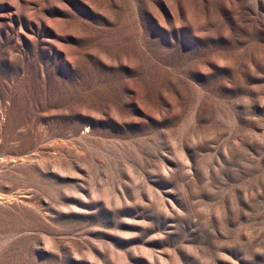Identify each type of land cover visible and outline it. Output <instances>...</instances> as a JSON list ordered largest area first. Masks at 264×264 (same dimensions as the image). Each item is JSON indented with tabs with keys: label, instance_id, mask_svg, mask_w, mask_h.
I'll return each mask as SVG.
<instances>
[{
	"label": "rangeland",
	"instance_id": "374dc122",
	"mask_svg": "<svg viewBox=\"0 0 264 264\" xmlns=\"http://www.w3.org/2000/svg\"><path fill=\"white\" fill-rule=\"evenodd\" d=\"M0 264H264V0H0Z\"/></svg>",
	"mask_w": 264,
	"mask_h": 264
}]
</instances>
